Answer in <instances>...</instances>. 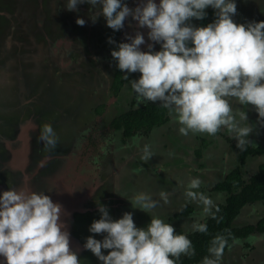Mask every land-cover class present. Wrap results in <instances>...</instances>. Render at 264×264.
<instances>
[{"label": "rangeland", "instance_id": "1", "mask_svg": "<svg viewBox=\"0 0 264 264\" xmlns=\"http://www.w3.org/2000/svg\"><path fill=\"white\" fill-rule=\"evenodd\" d=\"M159 4L160 0H154ZM237 24L264 21V0H235ZM67 0H0V194L10 188L44 191L53 202L62 205L61 221L70 234V249L80 264H102L83 245L100 218L98 205H104L114 219L125 212L133 214L138 228H146L156 216L184 234L194 232L193 224L202 223L203 205L185 196L192 178L201 180L194 191L203 192L215 203H223L229 194L215 184L233 168L241 167L244 181L257 172L262 154L250 153L244 160L226 129L216 135L179 133L180 125L169 115L163 124L135 128L129 135L113 120L128 109L147 103L137 98L131 80L140 73H127L118 93L113 89L117 61L111 56L116 44L130 42L126 35L137 31L144 35L141 51H160L161 45L150 41L149 29L139 28L131 17L124 28L114 31L99 16V6L79 4L68 11ZM135 8L140 0H122ZM192 18L188 23L201 27L212 23ZM77 18L86 21L84 26ZM112 38L116 44L108 43ZM191 46V45H189ZM159 102V101H157ZM241 127L252 125L248 139L253 146L264 145V125L252 105L230 100ZM246 112L247 121L238 113ZM44 124H50L58 143L55 149L38 140ZM154 154L142 160L144 146ZM235 187L234 190H239ZM170 193L169 203L159 193ZM140 192L158 201L146 213L133 208V197ZM190 206L192 211L181 213ZM264 215V199L245 203L232 224L241 227L255 223ZM219 264H264V231L234 238ZM233 240V241H234ZM109 250L102 249L107 255ZM210 256V254L206 255ZM205 257V256H204ZM204 257L192 264H202ZM0 264H6L0 256Z\"/></svg>", "mask_w": 264, "mask_h": 264}, {"label": "clouds", "instance_id": "2", "mask_svg": "<svg viewBox=\"0 0 264 264\" xmlns=\"http://www.w3.org/2000/svg\"><path fill=\"white\" fill-rule=\"evenodd\" d=\"M99 6V16L114 31L124 28L131 17L139 28L149 29L150 41L161 45L160 51H141L144 35L137 31L126 35L130 42L116 44L111 56L121 72L141 75L130 85L138 99L160 102L177 122L179 133L188 136L197 133L216 135L222 128L237 140V148L252 143L248 137L253 127H241L230 100L240 105H252L258 113V123L264 125V21L237 24L235 0H140L134 9L122 0H67L68 11H77L79 4ZM211 6L216 19L207 26L197 27L188 21L204 19L205 9ZM77 25L86 21L77 18ZM191 45V46H189ZM128 80V75L123 76ZM247 121L246 112L238 113ZM45 146L55 149L58 138L50 124H44L38 137ZM154 154L145 145L142 160ZM201 180L188 182L185 196L203 205V215H211L213 200L203 192L194 191ZM171 194L165 191L159 197L169 203ZM133 208L146 213L157 207L158 201L150 194L140 192L134 197ZM100 218L94 220L89 232L103 235L97 240L90 235L83 247L90 250L102 264H176L181 255L195 254L192 241L164 220L151 216L146 228H138L131 212L114 220L106 206L98 205ZM62 205L53 202L44 191L10 188L0 194V256L6 264H80L76 252L70 249V234L61 221ZM218 211V209H217ZM213 218L214 215H213ZM193 230L207 232V225L195 222ZM239 243V241H233ZM228 241L216 236L202 264H219ZM102 249L109 250L107 255Z\"/></svg>", "mask_w": 264, "mask_h": 264}, {"label": "trees", "instance_id": "3", "mask_svg": "<svg viewBox=\"0 0 264 264\" xmlns=\"http://www.w3.org/2000/svg\"><path fill=\"white\" fill-rule=\"evenodd\" d=\"M215 11L214 9L208 10V17L212 22L216 19ZM123 76L124 72H121L117 67L112 84L115 93H118L123 85ZM167 120H169L168 110L163 108L160 102H147L119 114L114 118L113 124L117 128H123L124 133L129 135L135 128L154 127L163 124ZM234 146L239 151L242 160L250 153L262 154L264 158V145L253 146L249 143L244 146L243 150H240L237 148V140H234ZM235 187H240V189L234 190ZM215 188L229 192L225 202L215 203L212 214L208 215L205 221L202 222L207 225V232L194 231L191 234H185L192 241L195 254L191 256L181 255L176 260V264H192L200 261L204 256L210 254L208 249L211 246V241L218 235L227 239L228 246L225 248L227 250L234 238L245 236L254 230L264 231V215L256 223H248L241 227H235L232 224L240 208L245 203L264 199V159L260 163L257 172L251 175L248 181H244L241 167L237 166L228 172L223 180L218 181ZM192 210L190 206H186L181 209V213L188 214ZM213 215L215 218H213ZM175 231L184 234L179 228Z\"/></svg>", "mask_w": 264, "mask_h": 264}, {"label": "crops", "instance_id": "4", "mask_svg": "<svg viewBox=\"0 0 264 264\" xmlns=\"http://www.w3.org/2000/svg\"><path fill=\"white\" fill-rule=\"evenodd\" d=\"M263 216V215H262ZM256 223V222H255Z\"/></svg>", "mask_w": 264, "mask_h": 264}, {"label": "flooded vegetation", "instance_id": "5", "mask_svg": "<svg viewBox=\"0 0 264 264\" xmlns=\"http://www.w3.org/2000/svg\"><path fill=\"white\" fill-rule=\"evenodd\" d=\"M210 19V18H209Z\"/></svg>", "mask_w": 264, "mask_h": 264}]
</instances>
